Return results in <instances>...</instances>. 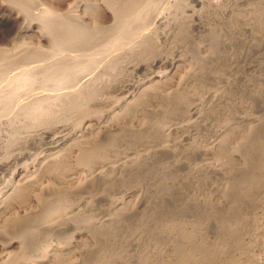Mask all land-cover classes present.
<instances>
[{
	"label": "rangeland",
	"instance_id": "obj_1",
	"mask_svg": "<svg viewBox=\"0 0 264 264\" xmlns=\"http://www.w3.org/2000/svg\"><path fill=\"white\" fill-rule=\"evenodd\" d=\"M56 1L17 0L18 7L22 8L18 10L0 5V47L11 49L19 42L29 49L48 50L35 35L16 38L18 29L24 25V18L33 13L43 12L52 5L54 10L59 9L68 16L65 11L72 5L76 10L74 14L82 16L76 15L91 35L86 34L91 42L67 51L69 56L77 55L78 65H81L84 59L98 58L100 49L114 37L117 28L112 31L108 28L120 25L118 16L135 12L145 3V0H84L75 4L67 0L60 5ZM167 1L170 0H159L157 14L166 11ZM186 3L190 10L202 15V24L196 21L189 25L187 17L191 13L179 15L183 19L178 28L173 29L174 39L160 41L142 58L124 59V68L116 78H107L118 86L130 84L128 93H121L113 86L103 88L102 103L92 104L88 109L86 116L92 118L90 123L94 124L98 116L107 115L125 99H133L119 116L122 126L113 130L115 135L111 139L100 137V140L103 138L100 162L120 160L125 155L133 157L134 161L125 171L120 168L121 171L106 172L104 178H107L95 180L88 187V203L81 207L85 217L78 224V235L83 237L79 246L87 254L84 264H96L98 260L100 264H264V0H228L224 10L218 11L206 4L195 6L189 0ZM29 8L31 13H27ZM118 10L125 14L120 15ZM147 25L148 29L153 26L157 37L162 32L153 21ZM95 31L98 35L92 37ZM134 32L132 28L122 43L130 42ZM121 49L114 47L111 55H117ZM160 57L164 62L152 65ZM141 61L143 69H132ZM73 63L63 66L64 71L59 70L57 75L67 67L71 69ZM30 66L21 63L10 73ZM56 67L47 70L54 72ZM95 67L88 76L95 73ZM161 76L166 77L161 79ZM139 86L149 87L150 93L136 91L135 87ZM213 90L217 93H212ZM40 92L37 90L36 94ZM219 95H224L221 98L224 101L212 100ZM199 102L205 103L201 108L208 112L204 119L195 122L190 129L167 134L172 147L165 152L140 156L148 146L166 139L168 127L182 124L188 116L194 120L190 111L197 109ZM95 133L97 130L90 137H97ZM77 173L63 165L59 171L50 172V178L47 175L35 186L13 195L9 201L10 218L7 215L8 219L0 220V232L21 234L23 229L19 228V223L22 225L28 218L32 219L29 228L46 225L50 222L47 218L57 212V204H61L64 197H68L70 204L78 205L81 200L72 196L71 191L77 188L85 173ZM44 184L58 186L65 193L41 201L35 190ZM68 191L70 193H66ZM112 213L115 220L105 222L106 216ZM99 221L104 222L100 228H85ZM64 231L69 236L63 231L48 233L49 236L31 244L33 247L28 245L31 249L17 248L3 253L0 248V264H20L25 260L40 264L45 254H56L67 248L74 232Z\"/></svg>",
	"mask_w": 264,
	"mask_h": 264
},
{
	"label": "bare ground",
	"instance_id": "obj_2",
	"mask_svg": "<svg viewBox=\"0 0 264 264\" xmlns=\"http://www.w3.org/2000/svg\"><path fill=\"white\" fill-rule=\"evenodd\" d=\"M16 1L17 0H0V5H3L6 8L11 7L15 10L22 9L19 8L20 6L18 7ZM66 1L67 0H57L56 3L62 5ZM70 1L71 3H73L72 0ZM73 1H75V4H79L82 1L84 2V0ZM137 1H135V3H137ZM186 1L187 0H170L169 2L167 1V3H165L167 4L166 11H162L157 14L156 11L160 8L159 0H145V3L143 5H139L137 9L135 8V12L133 11L131 13H128L123 17L118 16L120 25L115 28H113L111 25V27L108 28L111 29V31L112 29L115 30L117 28L114 37H112L111 40L109 39L103 50L100 49L98 58L96 57L91 60L84 59L81 65H78L79 57H77L76 54L75 57L71 55L69 56L67 55V51L69 48H72L73 50H75L74 48H80L81 46L86 45L91 41L87 40L88 35L86 36V34L89 33L87 32L84 23L80 19L82 18V16L74 14L73 11L76 10L75 8H72V5V9L69 8L70 4H68L69 9H65V12L68 13V16H66L64 12H60L59 9L54 10L52 5L48 8L45 7L46 9L43 12H32L33 14L30 15L31 17L29 16L24 18V25H22L17 31L16 38H20L22 35H27L28 38H30L31 36L35 35L37 36L39 42H43L46 44L45 48L48 47V50H41L40 48L35 50H33L32 48L29 49L28 46L25 45V43L21 44L19 42H17L16 44L14 43V46L12 48L11 46L8 47L11 49L0 47V220L3 218L8 219L9 210L10 207H12L10 205V198H12L13 195H15L19 191L24 192L25 189L35 186V183H39V181L41 182V179H43V177L45 176H49L48 178H50V172L59 171V169H61L62 166L65 165V167L72 168V171L75 174L79 171L85 173V175L80 179V184L77 186V188L73 190V192L71 191V194L73 193L72 196H78L79 201L81 200L78 205L72 204L73 202L70 204L69 200L67 199L68 197H64L62 199L65 200H61V204H57V212H51L52 214L50 213V218H47L48 220L50 219V222H48L50 223L49 225L48 223H46V225L44 224L43 226H40L42 225L40 224L38 228H29L28 224L32 223V219L28 218L26 221H22V225H20L21 222H18L20 226L19 228L23 229V232L21 234H19L18 231H13L12 233L10 232L11 234L4 233L3 231L0 232V248L2 249L3 253L4 251H12L13 249L17 248L21 250H24L26 247L27 249H31L34 246L31 244H35L39 240L45 238L48 233L57 232L58 234V231H63L65 234L64 230H68V232L71 231L74 233L73 236L69 238V242L66 246L67 248L65 250L56 252V254L47 253L45 254V256L42 255L44 256L42 257L44 261L41 259L43 262H39L40 264H55L57 261L59 263L57 262L56 264H84V256L87 254H85L86 252H84L79 246L80 239H82L83 237L81 238L78 235L80 229V225L78 226V224H81L80 219L85 214V210L81 207L84 203H88V187L95 180L97 181L107 178H104V174L106 172H114L118 170L121 171L120 168H124L125 171V168H128L131 164H133L134 161L133 157L125 155L120 160H117L118 158H116V161H110L106 163L100 162V141L103 139L102 138L100 140V137L102 136L104 138L107 137L108 139H111L113 135H115L113 133L116 132H114L113 130L118 129L120 125L122 126V124L120 123L121 121L119 120V116L123 115V113L126 111L129 101L131 102V100L133 99H131V97L130 100L125 99V102L119 104L118 107L114 108L107 115L102 117L98 116L95 123L93 122L94 124L90 123L92 118H88L86 116L87 112L89 111L88 109L92 104H100V102L102 103L101 100L103 99L100 98V93L102 92L103 88H109L113 86L119 88L118 90L121 93H125L127 92V90L129 91L131 86L130 84L118 86L114 81H110L107 78H116V74L119 73L122 68H124V65H122V62L125 61L124 59H133V57L142 58L143 56H145V53L149 49L151 50V48H154L157 44H159L160 41L167 42L168 39L169 41H171L170 38H173L174 35L173 31L178 28L181 20L183 19V17L179 15L191 13L190 16L187 17L188 24L193 25L196 21H198L200 25L202 24V15L197 13V11L190 10ZM189 1L192 2L195 6H203L206 4L210 9L214 11H218L220 9L224 10L225 4L227 5L228 3V0ZM131 5L134 4L131 3ZM30 9L31 8H29L28 12L27 9L26 12L29 13L31 11ZM119 10L118 13L120 14ZM123 14H125V12ZM76 15L80 18H78ZM71 19H77V21L71 22ZM152 21L154 25L160 27V30L162 28V32L160 31L158 37L155 36L156 32H154L153 26L148 29L149 25H147V23H152ZM132 28L133 32L135 31L133 35L134 37L131 38L130 42H125L126 44H123V40L126 39L125 37L128 35L129 31H131ZM106 29L104 30L106 31ZM97 35L98 34H96L95 31L92 37ZM95 40L99 41V39ZM117 46L123 48L121 49L122 51L115 56L111 55L112 49ZM158 48L156 50H158ZM100 55H103V58L100 59ZM71 62H74V65L71 66V69L67 67L68 70L66 69L65 72L62 73L63 75H57V72L64 71L63 66L71 64ZM99 62L102 63H100L99 65ZM142 62L143 61L132 66V69H143L144 65L142 64ZM163 62L164 59L160 57L155 59L152 65H159ZM21 63H27L31 66L20 72L17 71L14 73H10V71H16V68ZM53 66H57L55 70L56 72H49L50 70L47 69L50 67L52 68ZM95 66H97V68ZM94 67L96 68V71H94L95 73L88 76V72ZM55 76L58 77L56 78ZM165 77L166 76H161V79H164ZM158 79L160 80V78ZM37 90H40L41 92L36 94ZM135 90L140 93L142 92L145 95L150 93L149 87L147 86L135 87ZM215 92L216 91L212 93L215 94ZM223 96H213L212 100L219 102L220 100H223L221 99ZM204 101L206 102V100ZM159 106H161V104ZM197 106H199L197 107V109H193L190 111L192 117L195 118L194 120H191V118L188 116L187 121L181 122L182 124L178 123L179 125L168 127L165 131L166 139L148 146L147 150H143L144 152L140 154V156H147L150 154L152 156V153L165 152L167 149L171 148L172 141L168 138L167 134L170 135L173 131L176 130L180 131L183 129H190L194 127L195 122L198 123L207 115V109L201 108L202 106H205V103L203 104L199 102ZM109 124H112V126L108 127ZM74 126L75 128H73ZM94 130H97L98 133H95L94 135L97 137L92 138L90 137V134H92ZM87 142L90 143L87 145ZM51 144L54 145L51 146ZM102 149L104 150V148ZM95 164L96 169H94ZM35 191H38L37 195L39 196V198H37L41 201L46 200L49 197L51 198L52 196H60L61 193H65L61 192L62 190H60L58 186L45 184L44 187H41L39 190ZM66 193H70V191ZM72 199L73 198H71V200ZM73 201H75V199ZM255 203L254 205H256ZM50 211L51 210H49V212ZM106 217V221H103L108 223H111L116 218L115 214L113 213L108 214ZM13 218L14 217H12V220ZM103 221L102 223H104ZM102 223H100L99 221L84 225L85 228L92 226L100 228V224ZM16 226L14 227L18 228V224ZM12 235H14V237L8 239L9 236ZM28 245L32 247H28ZM37 247H39V245H37ZM27 249L26 251L30 250ZM22 252H20V254ZM44 252H46V250ZM67 256H69L68 258H70L69 262L66 260ZM55 260L57 261L54 262ZM28 261L25 260L20 264H33L31 263V261ZM34 263L39 264L36 262ZM96 264H100V260H98Z\"/></svg>",
	"mask_w": 264,
	"mask_h": 264
}]
</instances>
